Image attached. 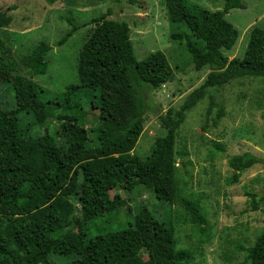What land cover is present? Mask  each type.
Listing matches in <instances>:
<instances>
[{"label": "trees", "instance_id": "obj_1", "mask_svg": "<svg viewBox=\"0 0 264 264\" xmlns=\"http://www.w3.org/2000/svg\"><path fill=\"white\" fill-rule=\"evenodd\" d=\"M53 4L56 0H47ZM120 4L122 0H111ZM168 19L186 28L171 35L184 42L195 68L209 67L204 83L184 100L177 110L160 113L164 134L156 138L146 157L133 153L144 131L146 113L158 111L152 94L174 78L168 57L156 51L138 60L127 21L112 18V5L88 23L69 20L71 30L59 41L63 45L78 29L96 24L83 44L78 59L77 83L44 101L46 89L33 78L48 70L52 47L40 41L31 53L21 56L28 74H16L13 88L17 106L0 107V262L7 264H56L51 257H74L72 264H186L194 259L188 248H178L175 226L158 219L147 207L140 206L135 221L123 229L93 238L87 236L90 224L127 204L125 198L110 192L123 189L132 193L137 187L155 182L156 197L178 204L187 220L206 231L208 221L198 199L179 197L176 175V136L187 113L204 98L209 89L229 84L242 77H264V28L255 26L242 59H229L225 51L239 38L238 29L226 18L233 8H245L242 0H225L221 10L212 11L189 0H165ZM11 6L9 10H13ZM12 22L8 11L0 9V27ZM2 48L0 64L6 63L7 46ZM119 78L128 88L133 112L125 123L98 117L91 121L82 91ZM61 108L59 113L53 106ZM29 113L34 124L44 126L53 117L62 121L59 134L47 127L43 134L23 129L19 114ZM226 109L212 103L207 120L218 126ZM96 131L95 136L90 131ZM216 150H223L220 143ZM264 159L243 152L229 157L233 173L228 185L238 183L243 173ZM253 210L264 197L247 191ZM248 252L250 264H264V230Z\"/></svg>", "mask_w": 264, "mask_h": 264}, {"label": "rangeland", "instance_id": "obj_2", "mask_svg": "<svg viewBox=\"0 0 264 264\" xmlns=\"http://www.w3.org/2000/svg\"><path fill=\"white\" fill-rule=\"evenodd\" d=\"M111 0H0V9L8 11L12 22L0 27V39L8 49L6 63L0 64V107L14 110L17 106L13 84L16 74L27 75L21 56L29 54L40 41L47 42L52 50L48 55V70L33 79L46 89L44 101L52 100L55 94L67 86L77 83L79 52L96 24L78 29L63 45L59 41L71 30L69 20L76 24L88 23L92 18L105 13L110 5L114 8L112 18L127 21L131 28V39L138 60H144L156 51L166 54L174 70L172 81L163 84L152 94V101L159 106L156 111L146 113L144 131L133 153L140 157L151 154L155 140L164 134L160 113L177 110L187 96L205 81L209 67L195 68L185 43L173 41L171 35L186 31L174 25L167 15L165 0H122L113 5ZM206 9L217 11L225 6V0H189ZM245 8H233L226 18L238 29L236 45L225 51L229 59H242L250 33L255 26L264 28V0H242ZM14 6L13 10H9ZM0 44V57H1ZM1 61V60H0ZM85 108L91 121L83 123L89 130L96 125L98 117L108 118L116 123H125L133 112L128 88L119 78L82 91ZM225 107L226 114L218 126L207 120L212 103ZM54 105L53 111L59 113ZM23 129L36 135L43 134L48 127L59 134L62 121L53 117L46 125H35L29 113L19 114ZM96 131H90L95 136ZM220 143L223 150L217 151ZM251 152L264 159V77L237 78L229 84L211 88L206 96L187 113L185 122L176 136V175L180 182L179 197L198 199L206 216V231L191 224L186 212L178 204H169L156 197L148 182L132 193L123 189L110 192L126 199L127 204L111 214H104L97 222L90 224L87 236L123 229L135 221L140 206H147L155 216L172 222L178 248H188L194 259L186 264H250L244 248L254 245L264 230V201L258 210H253L247 191L264 197V162L246 170L240 181L227 184L233 173L229 166L230 156ZM1 219V218H0ZM74 257H51L56 264H72ZM0 264H7L0 262Z\"/></svg>", "mask_w": 264, "mask_h": 264}]
</instances>
